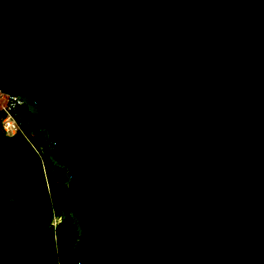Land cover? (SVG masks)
<instances>
[{"label":"water","instance_id":"obj_1","mask_svg":"<svg viewBox=\"0 0 264 264\" xmlns=\"http://www.w3.org/2000/svg\"><path fill=\"white\" fill-rule=\"evenodd\" d=\"M0 92L67 171L76 264H264V0H0Z\"/></svg>","mask_w":264,"mask_h":264},{"label":"trees","instance_id":"obj_2","mask_svg":"<svg viewBox=\"0 0 264 264\" xmlns=\"http://www.w3.org/2000/svg\"><path fill=\"white\" fill-rule=\"evenodd\" d=\"M21 114L24 131L44 149L50 173L45 179L28 144L7 138L0 127V264H76L79 233L66 200L67 171L49 160L41 123L25 105L19 120Z\"/></svg>","mask_w":264,"mask_h":264},{"label":"built area","instance_id":"obj_3","mask_svg":"<svg viewBox=\"0 0 264 264\" xmlns=\"http://www.w3.org/2000/svg\"><path fill=\"white\" fill-rule=\"evenodd\" d=\"M23 105L22 100L17 96L0 92V112L2 113L0 127L7 138H19L28 144L32 152L38 157L44 177L47 179L50 172L44 159V149L34 144L30 134L24 131L23 123L18 118V111Z\"/></svg>","mask_w":264,"mask_h":264},{"label":"rangeland","instance_id":"obj_4","mask_svg":"<svg viewBox=\"0 0 264 264\" xmlns=\"http://www.w3.org/2000/svg\"><path fill=\"white\" fill-rule=\"evenodd\" d=\"M20 118H21L20 120H21V122H22V120L24 119V115L21 114V115H20Z\"/></svg>","mask_w":264,"mask_h":264}]
</instances>
